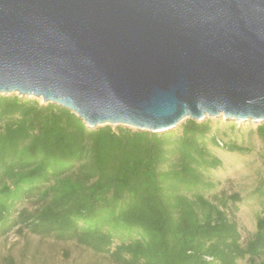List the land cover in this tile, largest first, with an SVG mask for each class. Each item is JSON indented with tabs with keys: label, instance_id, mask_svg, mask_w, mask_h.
I'll use <instances>...</instances> for the list:
<instances>
[{
	"label": "trees",
	"instance_id": "trees-1",
	"mask_svg": "<svg viewBox=\"0 0 264 264\" xmlns=\"http://www.w3.org/2000/svg\"><path fill=\"white\" fill-rule=\"evenodd\" d=\"M251 135L260 177L228 194L221 153L252 152ZM246 207L254 228L243 235ZM13 231L74 241L112 264H264V122L90 128L59 105L0 94V237Z\"/></svg>",
	"mask_w": 264,
	"mask_h": 264
},
{
	"label": "water",
	"instance_id": "water-1",
	"mask_svg": "<svg viewBox=\"0 0 264 264\" xmlns=\"http://www.w3.org/2000/svg\"><path fill=\"white\" fill-rule=\"evenodd\" d=\"M0 94L86 126L264 121V0H0Z\"/></svg>",
	"mask_w": 264,
	"mask_h": 264
},
{
	"label": "rangeland",
	"instance_id": "rangeland-1",
	"mask_svg": "<svg viewBox=\"0 0 264 264\" xmlns=\"http://www.w3.org/2000/svg\"><path fill=\"white\" fill-rule=\"evenodd\" d=\"M35 98L40 103V98ZM217 119V118H214ZM222 121L223 117H219ZM238 126L247 125L252 130L259 124L251 121L238 122ZM250 141L252 152L244 155L222 152L223 167L218 171L217 178L220 181L219 188L225 189L228 194L244 193L251 189L261 174L260 140L251 135ZM253 207H246L237 214L236 218L242 234L250 232L254 228ZM0 264H112L106 258L93 254L90 250L81 248L74 241H55L52 239H40L37 236L19 235L10 232L7 236L0 237ZM243 264V263H240Z\"/></svg>",
	"mask_w": 264,
	"mask_h": 264
}]
</instances>
